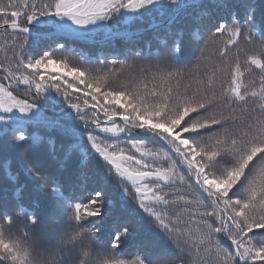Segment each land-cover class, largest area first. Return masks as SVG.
Returning <instances> with one entry per match:
<instances>
[{"label": "snow or ice", "instance_id": "snow-or-ice-1", "mask_svg": "<svg viewBox=\"0 0 264 264\" xmlns=\"http://www.w3.org/2000/svg\"><path fill=\"white\" fill-rule=\"evenodd\" d=\"M0 30L10 36L0 45V148L19 150L15 171L0 159L10 186L0 196V264H264V15L258 21L255 0H0ZM101 34L105 44L126 40L124 59L63 55ZM241 40L260 48L246 54ZM196 48L193 71L185 59ZM128 53L149 63L137 71ZM124 68L132 71L121 81ZM253 70L258 87L245 82ZM21 85L31 100L14 95ZM96 130L142 137L128 140L139 156ZM110 190L155 228L131 261L100 260L106 245L136 236L120 216L105 234Z\"/></svg>", "mask_w": 264, "mask_h": 264}, {"label": "trees", "instance_id": "trees-1", "mask_svg": "<svg viewBox=\"0 0 264 264\" xmlns=\"http://www.w3.org/2000/svg\"><path fill=\"white\" fill-rule=\"evenodd\" d=\"M255 6H256V10H257V19L259 21L261 15H264V0H255ZM224 15L226 16L227 13H224ZM10 31V30H9ZM120 32H123V29L119 30ZM100 36H103V34H101ZM148 37L145 36V39H147ZM206 39H208V37H205ZM9 39L10 40V36L3 32L0 31V45H4L5 40ZM226 39V37H219L217 38L215 41L213 40H209V44H208V49L207 52L208 53H217L218 48L223 46L224 40ZM103 40H101V42L96 43V44H85V43H70L68 46V51L63 53V55H66L70 58L71 62L73 64H78L80 62V56L82 54H87L89 56L92 57H96V58H103V55H106L108 57L109 60L116 58V59H124V52L125 50L129 47L128 43L126 42V40L122 39L121 36H115L110 43L105 44L102 42ZM203 43V42H201ZM6 46V45H5ZM141 46L143 45V41H141ZM240 48H243L246 50V54H253L255 53L259 48L260 45L259 44H252V45H245L244 41L241 40L240 41ZM156 50L155 45H153L152 47V51L154 52ZM133 51H135V49H133ZM144 51L145 53L148 52V48L145 46L144 47ZM236 51V49H232L231 53H234ZM119 53V55H113ZM230 53V55H231ZM103 54V55H102ZM129 56V64L134 65L135 70H139L140 67L145 66L149 63V61L146 60H132L131 59V53H128ZM200 56V52L199 49H192L190 51H188L186 53V59H185V63L187 64L188 60H191L192 63L188 64L189 68H193V71H195L194 65L196 64V58ZM3 59V52L0 51V60ZM244 59H246V55L245 53L241 54V62L244 61ZM96 69H99V71L103 72V71H107L109 67H111V65H105L104 67H101L100 65H94L93 66ZM117 70L121 69V65L117 64L116 66ZM124 76H121V81L124 80L129 73L132 71V69L129 68H124ZM201 71H203V69H201ZM3 72L0 71V83H4L5 85L8 84L7 80L3 79ZM261 75L259 70H253L250 71V73L246 76V83H250L252 81H256V86L258 87V80H259V76ZM13 90L14 95H17L21 98H27L29 100L32 99V96L28 95L26 93V86H19V88H13L11 89ZM34 95V92H33ZM57 99H59V97H57ZM38 104H44V98L41 97L39 99H37L36 101ZM252 102L249 101V104H251ZM46 107L49 108V114H51L50 112V102L48 103V105H46ZM104 116L101 114L100 115V120L103 123L104 122ZM97 134L101 136V138H106V137H110L107 142L108 143H114L117 145V150L123 149L125 150V152H127L128 154H135L137 156H139V153H135V149H133L131 147V145L128 143V140L131 138H142V137H135L133 136H129L128 134H119L118 136H113L112 134H108V133H100L99 130H96ZM52 135H55V133H53ZM157 147H159V145H156L154 143H152L151 141H149L148 143V148L155 150ZM38 152H42L43 149H38ZM19 154V150L16 149H2L0 148V159H4L7 158L10 162H11V166H12V170L15 171L16 169V159L17 156ZM162 155V153H161ZM53 165L55 164V162H52ZM75 167V161H69L67 168H68V172L64 174L65 179L70 180V173L72 171V169ZM23 182V181H21ZM10 186L2 179L0 178V196H3L5 194L4 189L9 188ZM165 191H173V189H165ZM8 197L11 199V192L8 191L7 192ZM109 197L111 198L112 202H113V207H114V214L111 217H108L104 220V232L105 234H107V232L112 228L113 225V221L115 219L116 216H120V217H125L128 218L132 221V226L135 227L136 229V236L133 240L129 241L128 243L124 244L123 246L117 248V249H111L110 244L106 245L104 249H101V253L102 255L100 256V260L103 261L105 259L107 260H120L123 259L125 261H131L132 259H134L138 254V244H137V240L142 237L144 234L149 233L151 231H154V225L151 221V219L147 218V214H143V216L145 217V219L140 220L139 222H137L138 218H134V217H129L128 213L129 211L134 208L137 207L135 205V203L129 199L128 200V204L126 206L127 210H122L121 209V199H120V195L114 191V190H110L109 191ZM204 209H201V211H203ZM18 223L15 224L13 226V229L11 231L15 232L18 228ZM222 243L225 245V247H229V250L234 251V247L231 246V242L227 239V237H223L222 238Z\"/></svg>", "mask_w": 264, "mask_h": 264}, {"label": "water", "instance_id": "water-1", "mask_svg": "<svg viewBox=\"0 0 264 264\" xmlns=\"http://www.w3.org/2000/svg\"><path fill=\"white\" fill-rule=\"evenodd\" d=\"M0 31H2V30H0ZM121 33V35L123 34V32H120ZM118 36H120V35H118ZM104 39V36H101V37H97V40L98 41H101V40H103Z\"/></svg>", "mask_w": 264, "mask_h": 264}]
</instances>
